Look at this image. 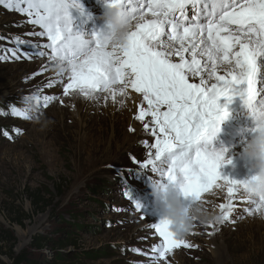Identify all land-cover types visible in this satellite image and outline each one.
Returning <instances> with one entry per match:
<instances>
[{
  "label": "rangeland",
  "instance_id": "374dc122",
  "mask_svg": "<svg viewBox=\"0 0 264 264\" xmlns=\"http://www.w3.org/2000/svg\"><path fill=\"white\" fill-rule=\"evenodd\" d=\"M79 2L94 15L87 0ZM28 21L27 13L0 3V232L15 238L13 252L26 250L38 260L60 254L67 264H264V218L245 211L253 206L243 192L233 198L229 220L208 219L220 215L219 205L227 203L226 188L202 196L201 219L185 237L192 247L153 259L158 255L153 246L162 238L152 227L159 213L148 184L150 177L159 176L150 166L139 169L134 163L135 157L141 163L147 158L143 147L149 138H137L128 125L133 117L128 97L113 100L97 93L86 102L79 91L65 95L68 76L58 74L55 61L48 58L51 50L42 47L46 39L33 35L40 27ZM41 51L46 54L39 55ZM13 108L24 115H15ZM217 129L209 127L206 136L218 140ZM244 139L198 147L222 151L230 161L221 165L227 171L234 169L231 154L237 155ZM129 169L134 170L124 177ZM127 190L140 210L124 194ZM17 218L20 225L12 223ZM64 231L74 242L57 243ZM5 237L0 233V264H10ZM34 238L45 241L34 247ZM96 250L107 254L93 257Z\"/></svg>",
  "mask_w": 264,
  "mask_h": 264
},
{
  "label": "snow or ice",
  "instance_id": "6c2138e0",
  "mask_svg": "<svg viewBox=\"0 0 264 264\" xmlns=\"http://www.w3.org/2000/svg\"><path fill=\"white\" fill-rule=\"evenodd\" d=\"M0 3L27 13L28 22L42 29L33 35L46 36L48 43L42 47L51 50L48 58L63 65L58 74L68 76L65 95L105 93L115 100L117 95L127 96L129 89L142 94L147 107H140L137 119L151 116L154 153L149 152L142 163L133 158L134 163L139 169L150 166L161 182L178 185L189 202H201L211 190L226 188L227 203L219 205L215 222L230 219L233 198L243 191L239 182L218 171L222 163L230 162L223 153L198 145L212 122L226 114L217 103L219 97L230 102L234 93L253 114L264 109V0H105L106 6L119 5L136 21L123 45L106 44L98 30L83 32L74 27L70 10L84 13L79 0ZM200 3L203 8L197 7L189 17L187 6ZM22 55L29 57L27 52ZM13 57L20 58L16 52ZM196 77L199 83L190 82ZM12 111L24 115L19 109ZM143 127L149 129V124ZM124 194L140 210L130 192ZM244 198L253 206L245 210L248 214L264 211V197L260 202ZM152 227L162 238L152 249L158 254L155 260L181 246H193L175 237L165 221Z\"/></svg>",
  "mask_w": 264,
  "mask_h": 264
},
{
  "label": "clouds",
  "instance_id": "9594fccd",
  "mask_svg": "<svg viewBox=\"0 0 264 264\" xmlns=\"http://www.w3.org/2000/svg\"><path fill=\"white\" fill-rule=\"evenodd\" d=\"M102 17L105 28L98 30L102 40L108 45H123L136 22L131 18V13L119 5L109 3L103 9ZM54 67L60 71L63 65L55 62ZM250 115L254 121L253 134L244 144L242 151L252 161L254 173L240 181L239 187L247 197L260 202L264 197V109H258L254 114L250 111ZM148 187L154 207L159 213V220L166 222L168 230L175 237L185 238L193 224L201 219L203 210L200 202L186 200L179 186L173 182H161L159 178L150 177ZM260 215L264 218V211H261ZM208 219L215 220V217Z\"/></svg>",
  "mask_w": 264,
  "mask_h": 264
},
{
  "label": "bare ground",
  "instance_id": "6f19581e",
  "mask_svg": "<svg viewBox=\"0 0 264 264\" xmlns=\"http://www.w3.org/2000/svg\"><path fill=\"white\" fill-rule=\"evenodd\" d=\"M92 11L94 12L93 14L96 15L99 12V5H93L92 6ZM84 27H85V23L83 22V20H79V21L76 22L75 28L77 30L83 31L84 30ZM220 74H223V73H220ZM190 82L199 83V80L198 79H192ZM258 87H259V85H258ZM230 95L232 96V99H231L230 102L228 100V97H219L217 103L219 105L223 106L226 111H230V114H232V113L235 112V108L236 107H242V108L245 107V105L242 103V101L241 100L239 101L240 97L238 95H236L234 93H230ZM127 97H128V99L126 100L127 107L129 109L130 115L133 114V117H131L129 115L131 117V119L129 118L128 125L130 126V128H134L135 129V134L137 135V138L140 137V136H141V138L142 137L144 138V136L146 135L145 138L147 139V136H148L149 139L146 140V142H145L146 144L143 147L145 149V151H146L145 154H148L149 152H153L154 153V149H151L150 148V145H151V143H154L155 137H153L152 135L151 136L153 138H150L149 137V131H151L150 130L151 129V116L145 117L144 120H138L137 119V115H138V112H139L140 107H147V104H146L145 101H143L142 94L136 93L132 89H129L128 90ZM81 100L86 101V102L87 101H90V96L87 97V98L82 97ZM244 118H248V117L245 116ZM223 119H225V117H223ZM240 121H242L243 124H246L247 123V121L244 120V119H240ZM145 122H147L149 124V129H145V130H147L148 133L145 132L144 127H143V125H144ZM252 134H253V128L251 130V133L248 134V135H246L244 137L245 139L244 140H241V142H239V152L236 155V156H238L237 158H236V156L234 157V153L231 154L232 157L230 159H232V160H234V162H236V165L235 166H232L234 169H227V171H225V170H222L221 169V165L223 163L220 165L219 171H220V174L222 176L231 174L233 180H235L237 182H240V181L244 180L247 177L248 174L254 172V168L252 167V161H250L243 154V151H242V149L244 147V144L251 137ZM208 143H210L212 145H215V146L216 145H219V143L217 141H214V140H210ZM199 145H204V140H202ZM231 149L232 148H230V152H233ZM223 158H224L225 161L228 160V158H226V156L224 154H223ZM136 159L137 158L135 157V160ZM247 161H250V163H248L247 164V167H245L244 170H243V164L245 162H247ZM225 163H227V162H225ZM216 190L217 189H214L213 191H216ZM204 197L205 196H203V199H204ZM234 198L237 199L238 197L235 196ZM224 200H226V199H224ZM195 230H196V227L193 225V227H192L191 231L189 232V234L190 233H194Z\"/></svg>",
  "mask_w": 264,
  "mask_h": 264
},
{
  "label": "trees",
  "instance_id": "16d2710c",
  "mask_svg": "<svg viewBox=\"0 0 264 264\" xmlns=\"http://www.w3.org/2000/svg\"><path fill=\"white\" fill-rule=\"evenodd\" d=\"M22 219L21 218H17L15 220L12 221V223H16V224H21ZM1 234L7 236L5 237V243L6 245H8V249H7V257L10 260V264H67V260L64 259L62 257V255L58 254L54 259L52 260H42L41 258L35 259L36 257H39L38 255H32L31 253H27L26 250H22L19 253L15 254L13 252V247H14V243H15V238H12V236H10V233L8 231L5 232H0ZM57 233L60 234V231H57ZM64 236V238H61L60 242H57L58 244H62L64 243H72L74 242L73 237L68 235L66 231H64L62 233ZM44 239H36L34 238V247H40V244L42 242H44ZM38 250V249H37ZM95 253L91 254L93 257H98L99 255H106L107 252L101 253L99 252V250L94 251ZM60 260L62 262H60Z\"/></svg>",
  "mask_w": 264,
  "mask_h": 264
}]
</instances>
